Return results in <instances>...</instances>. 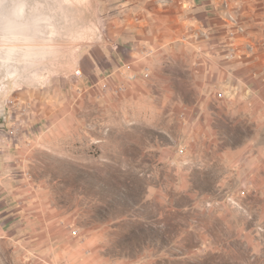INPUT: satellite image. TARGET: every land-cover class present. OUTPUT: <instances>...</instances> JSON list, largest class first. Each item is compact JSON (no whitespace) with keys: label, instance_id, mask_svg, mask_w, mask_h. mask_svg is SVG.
<instances>
[{"label":"rangeland","instance_id":"obj_1","mask_svg":"<svg viewBox=\"0 0 264 264\" xmlns=\"http://www.w3.org/2000/svg\"><path fill=\"white\" fill-rule=\"evenodd\" d=\"M105 2L0 0V264H264V0L124 53Z\"/></svg>","mask_w":264,"mask_h":264},{"label":"crops","instance_id":"obj_2","mask_svg":"<svg viewBox=\"0 0 264 264\" xmlns=\"http://www.w3.org/2000/svg\"><path fill=\"white\" fill-rule=\"evenodd\" d=\"M116 6L114 27L105 40L104 47L119 52H135V47L150 45L160 47L166 40L181 36H214L220 31L229 32L225 17L230 11L222 6L232 0H107ZM234 1V0H233ZM233 6V4H231ZM230 6V7H231ZM113 34V35H112ZM140 43V45H137ZM251 60L247 59L250 64ZM251 100L249 112L261 109L260 68L249 66ZM254 74V75H252ZM258 92V94H256ZM261 145V166L264 167V144ZM264 180V177L261 176ZM264 197V188L261 190Z\"/></svg>","mask_w":264,"mask_h":264},{"label":"built area","instance_id":"obj_3","mask_svg":"<svg viewBox=\"0 0 264 264\" xmlns=\"http://www.w3.org/2000/svg\"><path fill=\"white\" fill-rule=\"evenodd\" d=\"M232 36H234V34H232Z\"/></svg>","mask_w":264,"mask_h":264}]
</instances>
